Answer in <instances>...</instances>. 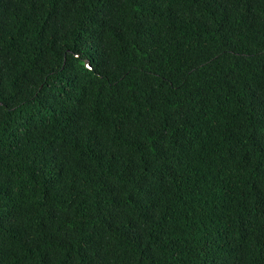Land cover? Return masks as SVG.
I'll return each instance as SVG.
<instances>
[{
	"label": "trees",
	"instance_id": "16d2710c",
	"mask_svg": "<svg viewBox=\"0 0 264 264\" xmlns=\"http://www.w3.org/2000/svg\"><path fill=\"white\" fill-rule=\"evenodd\" d=\"M0 264H264V0H0Z\"/></svg>",
	"mask_w": 264,
	"mask_h": 264
}]
</instances>
